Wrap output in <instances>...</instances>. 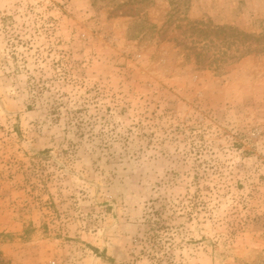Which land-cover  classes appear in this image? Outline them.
<instances>
[{
	"label": "rangeland",
	"instance_id": "374dc122",
	"mask_svg": "<svg viewBox=\"0 0 264 264\" xmlns=\"http://www.w3.org/2000/svg\"><path fill=\"white\" fill-rule=\"evenodd\" d=\"M126 1L0 0L5 263L264 264V0Z\"/></svg>",
	"mask_w": 264,
	"mask_h": 264
},
{
	"label": "trees",
	"instance_id": "16d2710c",
	"mask_svg": "<svg viewBox=\"0 0 264 264\" xmlns=\"http://www.w3.org/2000/svg\"><path fill=\"white\" fill-rule=\"evenodd\" d=\"M97 1H103V0H97ZM113 5H115L117 8H120L121 5H119L116 0H110ZM149 2L151 0H127L125 5H134L135 2ZM201 26V25H200ZM198 28V27H197ZM208 29H211L210 27H201L199 28L200 32L208 33L210 32ZM217 38L224 37L223 38V45L219 47V55H226L227 51L232 49L233 47H236V52L238 54H241L239 58H242L246 55L256 54V55H264V32L263 34L255 35V34H247L239 29H236L234 27H216L211 29ZM222 49H226V52ZM198 62H200L198 60ZM0 264H6L5 260L3 259V254L0 251Z\"/></svg>",
	"mask_w": 264,
	"mask_h": 264
}]
</instances>
